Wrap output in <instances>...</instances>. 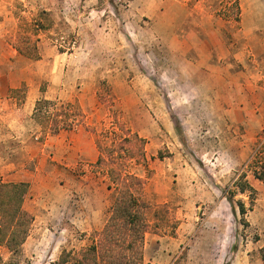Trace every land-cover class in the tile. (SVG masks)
<instances>
[{
	"label": "rangeland",
	"instance_id": "obj_1",
	"mask_svg": "<svg viewBox=\"0 0 264 264\" xmlns=\"http://www.w3.org/2000/svg\"><path fill=\"white\" fill-rule=\"evenodd\" d=\"M24 37L42 59L41 99L74 104L83 121L53 134L35 119L20 148L0 149L19 160L0 159V182L29 184L33 218L18 253L0 245V264H59L90 244L117 194L99 146L128 129L146 140V161H127L144 180L142 264H264V0H0V59L15 48V66L39 60L16 48ZM242 174L253 189L235 193L234 213Z\"/></svg>",
	"mask_w": 264,
	"mask_h": 264
},
{
	"label": "trees",
	"instance_id": "obj_2",
	"mask_svg": "<svg viewBox=\"0 0 264 264\" xmlns=\"http://www.w3.org/2000/svg\"><path fill=\"white\" fill-rule=\"evenodd\" d=\"M39 14L41 16L48 13L41 11ZM35 27L40 31L47 29L42 16L39 18L38 15ZM16 48L29 58L41 57L37 43H31L28 37H24ZM22 89L25 90L24 86L19 90ZM34 118L45 129L49 128L50 132L55 134L61 130L74 129L83 121V114L74 104L59 106L57 100L42 98L36 103ZM176 129L182 139L183 128L179 122ZM145 143V138L128 129L125 130L124 136L115 139L112 145L99 146L100 156L97 163L106 169L111 180L109 187H114L117 193L112 216L101 231H96L90 237V244L78 250L64 249L59 264H142L145 234L148 230L146 203L142 198L144 180L128 169L127 161L135 158L138 163L145 162ZM256 155V163L259 166L254 170V176L264 181V142L259 146ZM245 176L242 174L234 182L235 190H231L227 195L234 213L235 193L253 189L245 180ZM28 191L29 184L26 182H0V245L12 254L21 250L33 222L31 215L24 209ZM238 205L244 217L247 208L241 201ZM262 255L264 259V248Z\"/></svg>",
	"mask_w": 264,
	"mask_h": 264
},
{
	"label": "crops",
	"instance_id": "obj_3",
	"mask_svg": "<svg viewBox=\"0 0 264 264\" xmlns=\"http://www.w3.org/2000/svg\"><path fill=\"white\" fill-rule=\"evenodd\" d=\"M13 50V52L2 53L5 61L0 59V65L7 66L5 70L0 68V81L2 80L5 86L4 92L0 95V149L2 150L9 147L20 148L25 142L29 128L35 122L36 103L45 92L42 90L43 72L40 69L42 59L30 61L23 58L24 65L17 67L12 58H15L18 53L15 48ZM23 84L27 87L26 97L22 103L18 104V98L11 92ZM0 159L2 163H8L7 166L19 164L14 154H11L10 158L0 155Z\"/></svg>",
	"mask_w": 264,
	"mask_h": 264
}]
</instances>
